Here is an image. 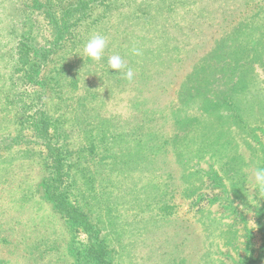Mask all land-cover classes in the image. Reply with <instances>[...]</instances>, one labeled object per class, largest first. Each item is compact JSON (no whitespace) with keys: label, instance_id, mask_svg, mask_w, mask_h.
I'll list each match as a JSON object with an SVG mask.
<instances>
[{"label":"rangeland","instance_id":"1","mask_svg":"<svg viewBox=\"0 0 264 264\" xmlns=\"http://www.w3.org/2000/svg\"><path fill=\"white\" fill-rule=\"evenodd\" d=\"M82 18L52 56L48 109L112 264H264L252 182L264 167V0H105ZM94 34L108 41L100 61L79 55ZM28 35L53 39L31 0H0V264H95L41 190L33 90L16 71ZM112 55L126 68L109 70ZM130 167L135 178L117 186Z\"/></svg>","mask_w":264,"mask_h":264},{"label":"trees","instance_id":"2","mask_svg":"<svg viewBox=\"0 0 264 264\" xmlns=\"http://www.w3.org/2000/svg\"><path fill=\"white\" fill-rule=\"evenodd\" d=\"M31 1L32 8L39 11L53 32V39L46 44L34 41L29 37L30 35L25 36L18 42L16 51V71L19 72L24 83L33 90L30 100L33 108L27 115L31 130L29 139L32 145H38L44 149V166L47 176L41 190L52 206L53 212L59 215V220L69 229L72 241L80 243L79 251L83 256L95 264H112L106 239L102 235V228L92 218V212H90L92 210L87 205L84 206L83 192L74 180L76 165L74 152L66 144V132L61 128L60 114H54L48 109L49 102L55 103L56 95L52 78L49 77L52 56L72 37L73 32L80 25V20L84 19L82 17L88 15L94 7L105 0H78L59 11L54 9L51 0ZM108 157L106 156L105 159ZM99 162L101 165L107 164L106 160H99ZM131 170L130 167L118 171L117 186L127 182V179L130 182V179L135 178V173L132 174ZM141 194L140 192L139 196ZM130 199L131 207L136 208L138 194ZM247 262L248 260H245L243 263L247 264Z\"/></svg>","mask_w":264,"mask_h":264},{"label":"clouds","instance_id":"3","mask_svg":"<svg viewBox=\"0 0 264 264\" xmlns=\"http://www.w3.org/2000/svg\"><path fill=\"white\" fill-rule=\"evenodd\" d=\"M107 44L108 41L103 35L94 34L85 42L82 52L79 55L92 61H100L103 58ZM132 52L134 55L140 54L138 49H133ZM107 63L109 70H115V72H120L126 68L120 55L110 56ZM123 74L129 81L133 79L134 73L131 69H128ZM252 182L254 184V190H258L259 197L264 198V167H257L255 169Z\"/></svg>","mask_w":264,"mask_h":264}]
</instances>
